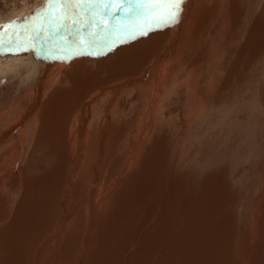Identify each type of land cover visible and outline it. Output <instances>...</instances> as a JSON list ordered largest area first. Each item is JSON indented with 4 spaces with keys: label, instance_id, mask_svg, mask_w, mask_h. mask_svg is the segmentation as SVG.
Wrapping results in <instances>:
<instances>
[{
    "label": "rangeland",
    "instance_id": "rangeland-1",
    "mask_svg": "<svg viewBox=\"0 0 264 264\" xmlns=\"http://www.w3.org/2000/svg\"><path fill=\"white\" fill-rule=\"evenodd\" d=\"M41 1L45 2L42 8L39 7V2ZM250 1L251 0H224L226 5L222 13L219 12L220 9H218V7L215 8L213 17H218L219 22L217 21V18H214V21L216 20L215 25L212 27L210 26V29L208 28L211 32H209V30L206 31L208 26L200 24L201 27L199 26V34L203 31L205 37L203 36L202 38H206L208 41L204 42L198 40L199 47L196 49L197 52L190 54V57L186 56V59L188 60H186V62L188 63L182 65L184 67H188L189 64L200 65L210 54H212L213 46H218L227 42L233 44L230 45V54L232 56L230 55L229 57H225V59H223L224 61L222 60L221 62L222 64H220L218 68L216 66L215 73V79H217L218 77H225V73L228 74V71H230V73H232L230 76L232 77L231 79L233 83L225 88L217 87L218 90H220V100L217 103H213V98H211V101H209V107H206V110H203L202 116L197 114L196 108L199 107L200 103H203L204 98H209L212 94L214 96L217 95V91L214 90L215 88H212V80L210 82V79H208L211 78L210 73L212 71L210 72L209 69L212 68L202 69L203 73L199 78L200 85L194 90V92L189 96V100L185 103L181 101L182 92H178V94L173 96L171 95L168 100L163 103V107L159 110L158 115L154 120L152 133L147 137L148 140L145 143L140 144L138 141L134 142V140L129 136V131L133 127L134 117L141 113L142 109L145 107V102L148 100L146 99V101H144V99L141 98L143 94L146 96V91H143L144 93H142V90H140L141 92L139 91V94H141V97H139L137 94L133 93L132 90H126L119 96V101L113 103L115 110L113 114L115 117H110L109 121H107L108 123H106L109 129L106 138L108 144L105 159L101 164L99 162V174L101 175L94 180L95 182L93 181L94 173H92L91 166L92 163L99 158V149L96 145L91 147V151H88V164L86 165L84 163L83 166L81 165V174L84 178L81 180V184L79 185L77 192L74 191L72 194L71 202L73 203L74 201L73 204H76V206L79 204L80 208L78 212L73 215L74 219H72L74 221L72 219L69 220L70 222L67 223L68 225L65 231L60 234V237L57 238V240H55L56 244L54 243L50 247H41L40 245L43 244V240L45 238L53 233L55 227L54 224L63 212L62 201H64V194L63 191H61L63 184L57 182V186L54 188V191H56L57 194L53 197L48 196L46 198L48 200L46 206L43 202L39 203L37 198H34V196L31 195L30 197H27L25 195L28 194L26 191L30 182H32V185L35 184V186H37L36 191L38 192L41 181L52 177V173H54L55 169L61 166V161L71 164V158L69 157L70 146L72 143L70 139L73 131L71 130L73 127V125L71 126V123L76 116L78 117L81 114L83 105H79L77 107L78 109L72 113L71 118L69 119L70 121L63 124L64 132L58 129V132L56 133L53 131L54 129L52 130L49 128L50 125H44L45 122H43L46 115V109H42V106L47 101L46 99L52 90L45 93L44 98L41 100V104L43 105L39 106L40 109L38 108L39 110L37 111V115L34 119L36 123L32 122L30 124L31 127L26 136V144L23 147V150H21V155L19 156L21 159V167H19L18 171H15L6 179L7 182L6 180H3V174H0V184L1 182L4 183L1 184L3 186H0V222L2 223L3 221V226L7 228L11 227L7 231L11 233H6L7 241L4 239L2 241L3 244H0V264H39V259L41 257V264H141L142 262V264H145V261L146 263L148 262L147 264H155V262L158 264H165L163 260L164 254H162L161 251V249L164 248V245L160 244V247V245H158L160 242H158L156 243L158 246H156L155 242L163 240L161 239V236L164 234L163 232L166 228L169 232L173 227H175L176 231H180L182 228H185L189 224L188 215L190 208L193 210L195 209V212L199 213V220H202L203 222H205L206 219L208 220L209 216L207 215L206 210L207 204H204L205 198L202 197V192L204 191V187L208 184L210 186H214L213 183H210L214 181H218L217 183L219 184L223 181V186L225 185L224 187L227 189V197L231 200L233 197L235 202L239 203V205L237 204L234 205L235 207L230 208L228 210L229 212L227 211L224 216L232 222L235 219V222L237 223L238 220H242V223L244 224V226L239 224V227L235 225L239 231L235 230L236 234L233 235L234 239L230 249L233 259L232 261L230 259L229 264H242L244 262L246 257L249 255V250L247 248H249L251 237H249L248 233L245 235V232H248L247 224H249V221L246 220H248V217L252 212L251 210L255 205L256 198L260 194L259 190H261L260 187L262 186L259 175L260 170H258V168L259 166L264 165V129L263 138H261L262 136L260 135L262 132L258 133L259 139H256V141L258 140L257 143L252 137L253 133H255L254 131H256L257 128L262 127V123L264 124V117H262L261 114H257L255 112L252 113L250 108H248L250 106H248V104H251L249 103L251 97L254 98L252 101H257L259 98L262 100L264 97V85L262 86L264 80L262 82L260 81L261 77L264 78V74H262L264 73V60L262 61V58L264 59V51L258 52L257 56L251 55V58H249L250 56L247 53L249 57L245 58V55V57H242V55L240 56V54H238V52H241L240 49H243V44H235L241 33L246 36V34L249 35L253 27L254 29L257 27H264V0H260L258 2L260 7L255 4V6L250 5ZM71 2H73V0H0V114L4 113L6 107H9L6 103L10 104L19 99L20 96L26 94L27 91L30 89L32 90L35 86L34 84L37 82L35 76L33 77V75H29L30 77H27L25 75L27 70L24 69H30V67L38 64L36 62L37 60H40L39 55L36 52H29L32 41L37 40L35 44H38L39 42L50 39L52 33L57 32L54 30L51 5L56 3H64L67 5ZM247 2L249 3L247 4ZM37 7H39V9L41 8L40 10L37 9L36 12V15H39L40 13V16H31L33 17L32 20V18H30L27 14L29 11L32 14L34 9ZM248 8L251 12H249L250 10ZM82 9L83 6L81 5L79 11L82 15L84 13L86 14L85 10L81 11ZM252 10H256L253 12L254 14H252ZM226 11L231 14L230 17L227 18L229 25H227L225 21L224 12ZM46 13L48 14L45 15ZM248 13H250L251 16H248ZM234 14H237L236 16L238 17V20L234 18ZM232 17L233 19H231ZM248 17L250 21H248ZM74 18L78 19V16ZM137 18L141 17H131V19L128 20L129 22L127 21L128 24L126 26L134 24V21ZM84 19L88 20L87 25L90 26L92 20L91 15ZM81 20L82 19L78 21L82 22ZM113 22L114 21H111V17H108L109 26L107 29H104L103 25H98L97 28L99 29H97V35H100V37L96 36V38H94L93 41L87 45L88 52L83 51L85 46L80 47L81 50L79 49L75 58L77 57L78 59V57H80V59L83 60V66L93 69L95 68L94 66L96 65V61L103 59V62L105 61L108 66H111V62L106 60V56L114 47L113 42L121 36L122 31H126L122 30V28L116 29L117 26H115V30H113L114 28H112V25H115ZM70 24L71 21L66 20L65 23L60 26V29L64 28V26L70 28V26H68ZM77 24L72 25L71 27H76L78 26ZM151 24L157 26L155 23ZM151 24L149 23V25ZM87 25L85 23L83 24V28H87L86 33L84 34L85 37H87L90 31V27H87ZM244 25L247 27H244ZM35 26H37L38 29L45 27L48 37L41 34L39 39L30 40L29 37L35 34L33 31ZM214 27V30H218L217 33L213 30L219 35V37L217 35V38L215 37L216 34L212 31V28ZM242 27L244 28L242 29ZM88 29L89 31L87 32ZM106 30H109L107 34L104 33ZM263 30L264 28L261 29V33H264ZM60 31L61 30L58 32ZM58 32L57 36L59 35ZM219 32L221 33L219 34ZM76 33H78V31L72 32V34ZM168 34L169 33H166V36ZM227 36H229V38ZM101 37L103 38L101 39ZM4 38H7V42L9 41V44L3 41ZM105 41L107 42L105 43ZM169 41L171 40L168 38L166 41L167 45ZM94 42H99V47L95 46V48L90 46ZM204 50L208 51L206 52ZM162 52L163 48H160L153 55L154 58L152 57V60L149 61L150 64L147 62L146 66L151 67V64L155 63L153 61L158 59V56ZM11 54L15 57L10 60L9 56ZM41 55L43 56V53ZM6 57L8 59H6ZM6 60L11 62V68L14 66L17 67L7 70V65L1 66ZM13 61H17L16 64ZM233 63L236 64L233 65ZM72 65V70H75V66L80 65V63ZM225 68L227 69L225 70ZM42 69L43 67H41L40 71H42ZM156 69V66H153L150 72L152 73V71L154 72ZM11 70L14 71V74ZM224 70L225 73L223 74ZM260 73L263 76L258 78ZM254 76L257 77V80L250 85L252 82L251 79H253ZM62 77L60 76L53 85H56ZM177 77L180 78L181 75H178ZM127 78L128 77L123 76L118 81H115L116 83L104 84L96 90L93 95L103 92V90H105L108 86L110 87V85L113 86L118 84V82H126ZM219 78L217 80H219ZM224 81H226L225 78ZM259 81L260 84H258ZM64 85L66 86V84ZM65 86H63L64 89H69L71 85L70 83H67L68 87ZM235 87L237 88V91H235ZM212 89L214 90V93H212ZM18 92L21 94L20 96ZM236 92L237 96L235 95ZM223 95L226 96L224 97ZM49 97H51V95ZM11 100L12 102H10ZM230 101H232L231 105L229 104ZM234 101L236 102V106ZM99 103L100 102L97 103L98 105L96 104L98 106L96 107H100L102 109L103 107ZM238 103L242 104V106L240 107ZM1 104H3V106ZM13 111L16 112V110H12L9 112L10 114L8 113L6 114L7 116H4L3 119L7 117L6 120L8 121L2 120L1 128H4V124H7L9 120L13 118V114L15 113ZM11 113L12 116H10ZM46 119L48 120L49 118H45L44 120ZM233 120L235 121L234 123L232 122ZM245 122L246 124L248 123L246 125L247 129H251L252 132L250 131V133H248L249 129L245 130ZM251 124L252 126H250ZM253 124H257V126L254 125L253 128ZM40 126H42L41 131L45 134L42 133L43 136L40 139L42 142L39 143V132H41L39 130ZM95 128H97V126L94 124L93 126H90L89 131H92L91 133H93ZM245 131H247L248 134H246ZM51 133L53 135L52 137ZM249 134H252V136ZM54 135L58 137V140L61 142L59 148H56V144H58L57 138L56 142L54 140V143L56 144H52L51 142L53 141ZM248 135L252 138L249 139ZM246 137L247 139H244ZM243 141L245 143H243ZM249 141L253 144L252 146ZM122 143L123 146L120 145ZM125 144L128 146H125ZM138 145L140 146L137 153L138 156L134 159V161H132L130 153L137 150ZM249 146L251 149H248ZM110 147L111 149H109ZM0 150H2L1 146ZM259 156L262 157L260 158ZM125 157L126 160L131 159L129 162H133V166H128L129 162L125 160ZM10 168V166L6 167L5 171L8 172ZM102 175H104V178ZM87 178L94 182L92 184L94 187V192L93 194L91 193L92 196L91 194L89 195L85 185L86 182H89ZM110 183L111 191L108 193L109 195L102 200V194H104L105 191L100 193L99 188L101 185L103 188L110 185ZM257 184H259L260 187L259 185L257 186ZM223 186L219 185L218 187L221 188ZM40 193L42 194V192ZM95 195L97 197H95ZM229 195L232 197H229ZM89 196L92 198H89ZM30 198H33L34 205L29 204ZM196 198L198 202L194 205ZM100 200L104 203L101 208L97 210L90 226L87 224L88 219H86L89 215H87L86 212L89 211L88 205L90 202L99 204ZM28 206L31 210L28 209ZM17 208L20 209L18 210ZM78 214L79 216H76ZM232 215L234 216L232 217ZM219 216L220 215L217 213L214 218H218ZM245 221L247 223H244ZM24 223L28 224L30 232L27 230L28 227L26 228ZM23 224V228L17 231V226ZM177 226H179L178 229ZM235 226L234 228H236ZM241 228H244L245 230L242 231L245 232L242 233L240 230ZM2 230L0 229V231ZM170 238L173 240L172 237ZM246 242L248 245H245ZM217 246L219 249L220 244ZM40 249L41 253L39 252ZM146 249L148 251L150 249L151 251L148 252ZM153 253L156 254L154 255ZM144 254L146 256H144ZM148 254L152 255L151 258ZM211 255L212 254H210V256ZM157 257L162 259H158ZM156 259L160 260V263ZM168 262L175 264V259H173V261L169 260ZM168 262L166 264H170Z\"/></svg>",
    "mask_w": 264,
    "mask_h": 264
},
{
    "label": "bare ground",
    "instance_id": "bare-ground-1",
    "mask_svg": "<svg viewBox=\"0 0 264 264\" xmlns=\"http://www.w3.org/2000/svg\"><path fill=\"white\" fill-rule=\"evenodd\" d=\"M247 1H249V0H247ZM259 1L260 0H251L250 5L253 6L255 4L257 6ZM39 3H40L39 7H41V8L45 4V2H42V1ZM248 3L249 2H247V4ZM225 5L226 4L224 3V0H184V2L182 4L181 14H180L176 23L166 24V25H157V26L152 25V24L149 25V23H147L148 20L145 17L137 18L134 21V24L126 26L128 24L127 21L129 19H131V17L124 16V15L117 13L115 16L111 17V21H114L113 23L115 24V25H112V28H114L113 30H115V26H117L116 29L122 28V30H126V31H122L121 36L113 42L114 47L113 48L111 47L112 50L110 49L111 50L110 53L108 52V55L106 56V60L111 62V66H108L105 61L103 62L104 57L102 58L103 60L96 61V65L94 66L95 68H93V69L88 68L86 66H83V60L80 59V57H78V59H77V57L75 58V56H77V53H78L80 47H82L78 42H75L76 37H77V35H81V34L84 35L86 33V29H87V28L84 29L83 26H81L84 24L83 20H81L82 22H79L77 24L78 26H76V27H70V28L68 27L67 28L64 26V28L60 29L61 31L58 32L59 33L58 36H57V32H54V33H52L50 39H48V40L39 42L38 44L37 43L35 44V42H37V40L32 41V43L30 45L29 52H32V53L36 52L39 55V59H40L39 61L40 62L36 59L37 60L36 62L38 64H36L33 67H30V69H24V70H27V73L25 74L27 77L29 75H33V77L35 76V78L37 79V82L34 84L35 85L34 88L32 90L30 89L29 91H27L26 94H24L23 96H20L21 94H19V92H18V94L20 96V98L17 99L18 101L17 100H16L17 102L14 101L16 103H14V102L10 103V104L6 103V104H8L7 106H9V107H6V109L4 110V113L0 114V146L2 148V150H0V174H3V176H4L3 180L5 181L8 177H10V175H12V173H14L15 171H18L19 167H21L20 166L21 159L19 158V156L21 155V150H23V147L26 144L25 141H26V136H27L28 130L31 127L30 124L32 122H35L34 119L37 115V111L40 109L39 106L43 105V104H41V102H42L41 100L44 98V95L46 92L52 90L50 93L51 97H49L50 96L49 95L48 98L46 99L47 101L43 105L45 107L42 106V109L43 108L46 109V115H45L44 119L49 118L48 120L46 119L47 121L43 119V122H45L44 125H47V126L50 125L49 128L52 130L54 129L53 131H55L56 133L58 132V129H60L64 132V130H63L64 125L63 124L67 123V121H70L69 119L71 118L72 113H74L78 109L77 107L79 105H83V107H82L83 110H82L81 114L78 117L76 116V118L71 123V126L73 125V127L71 129L73 131H72L71 139H70L72 141V143L70 146V154H69L70 155L69 157L71 158V164L65 163V162L60 160L61 166H59V164H58L59 167H57L55 169L54 173H52V177H50L48 179L46 178L45 180L41 179L42 181L40 183V187H39L40 189L38 192L36 191L37 186H35V184L32 185L31 184L32 182H30L28 189L26 191L28 194H26L25 196L30 197L32 195V196H34V198H37L39 203L43 202L44 205L46 206L47 202H48V200L46 198L48 196L53 197L57 194L56 191H54V188L57 186V182L63 184L62 190H61V191H63V194H64V199H63L64 201H62L63 202V212L60 215V217L57 219L56 223L54 224L55 227H54L53 233L43 240V244L40 245L41 247H50L51 245H53L55 243V240H57V238L60 237V234L63 233L65 231V229L67 228V225H68L67 223L70 222L69 220L73 218V215L76 214V212H78L80 207H79V204L77 206H76V204H73L74 201H73V203L71 202L72 201V194L74 193V191L77 192L79 185L81 184V180H83V178H84V176H82V174H81V165L83 166L84 163L86 165L88 164V161H89V157H87L88 151L89 150L91 151V147H94L96 145L98 146V149H99V151H98L99 152V156H98L99 158L95 162H93L92 166H91L92 173H94L93 181L99 175H101V174H99V168H100L99 162L101 164L104 161L105 155H106V150H107V144H108L106 141V138H107L109 129H108L106 123H108L107 121H109L110 117H112V116L115 117V115L113 114L115 111L114 107H113L114 106L113 103L119 101L118 98L121 94H123L126 90H132L133 93H135L139 97H141V94H139L141 92L140 90H142V93H144L146 91L145 92L146 96H144V94H143V96L141 98L144 99V101H146V99H148V100L145 102L146 103V104H144L145 107L142 109L141 113L137 114L134 117L133 127L131 126L132 129H130V131H129V136L134 140V142L138 141L141 144V143H145L148 140L147 137L149 135H151V133H152L154 120H155L156 116L158 115L159 110L163 107L162 106L163 103L166 100H168V98L171 95L173 96L175 94H178V92H182V95H181L182 100L181 101L185 103L187 100H189V96L200 85L199 78H200L201 74L203 73L202 69H204V68H208V69L212 68L213 69V70L209 69V71L210 72L212 71V72L210 73L211 78H208V79H210V82L212 80V82H211L212 88L213 89L215 88L214 90L217 91V95L214 96L212 94V93H214V90L212 89V93H211L212 95L209 98H204L203 103L202 104L200 103L199 107L196 108L197 109L196 112L198 115H201V116L203 115L202 114L203 110H206V107H209V101H211V98H213V103H217L220 100L219 99L220 90H218L219 87L225 88L227 86H230L233 83L232 79H231L232 77L230 76V75H232V73H230V71H228L229 75L225 73V70L227 68H225V70L223 72V74L225 73V75H226L225 77H222V78L218 77L219 80H217L218 78L215 79L216 66L218 68V66L220 64H222L221 63L222 60L225 59V57H229L231 55L230 54V51H231L230 45H233V44H230L228 42L221 44V45H218V46L212 45L213 46L212 47V54H210L202 62V64H200V65H190L189 64L188 67L182 66V65H185V63H188V62H186V60H187L186 56L190 57L191 56L190 54H192L193 52H197L196 49L199 47V41H204V42L208 41V39L202 38L204 36L203 31L201 34H199L200 33L199 32L200 24L208 26L207 29L204 27L206 29V31H208L210 29L209 28L210 26L212 27L213 25H215L216 20L214 21V18H217V21H218V17H215V16L213 17L214 9L218 7V9H220L219 12L222 13L224 8H225ZM237 6H238V4H237ZM39 7L34 9L32 14L30 11L28 12L27 15H29V17L32 18V20H33V17L40 16V13H39V15L38 14L36 15L37 9H39ZM249 8H250V6H249ZM101 11H103V9H101ZM255 11L252 10V14H254L253 12H255ZM249 12H251V10ZM224 13H225V21H226L227 25H229L227 18H229L231 14H229L227 11ZM47 14L48 13H46L45 15H47ZM21 15H22V13H21ZM236 15L234 14L233 16L236 20H238V17ZM247 15L249 16L250 13H248ZM31 16H33V17H31ZM89 16L90 15H88V14H85V13L83 14L84 18L89 17ZM21 17H23V16H21ZM25 18H27V17H25ZM80 19H81V17L78 16L77 20H80ZM231 19H233V17ZM248 19H249V17H248ZM239 20H241V19H239ZM117 21H120L121 25H125V26L119 27L117 25ZM248 21H250V19ZM248 21H247V23H248ZM220 22L222 23L221 20H220ZM29 24H31V23H29ZM243 24H244V22H243ZM35 25H37V24H35ZM88 26L89 25H87V27ZM225 26H226V24H225ZM32 27H34V26H32ZM244 27H247V26L244 25ZM244 27H242V29ZM260 28L263 29L264 27H257L255 29L253 27V29L251 30L249 35L246 34V36H245V34H243L239 31L241 34H240L238 40H236L235 44H241V45L243 44L242 45L243 49H240L241 52H238V54H240V56L242 55V57H243L245 55L246 56V57L244 56L245 58H247L249 56H250L249 58H251L252 56H257L258 52L264 51V33H261ZM35 29H38V27L35 26ZM83 29H84V31H83ZM97 29H99V28H97ZM214 29H215V27L212 28V31ZM76 31H78V33L72 34V32H76ZM88 31H89V29L87 30V32ZM108 31L109 30H106L104 33L107 34ZM214 31H216V30H214ZM214 31H213V33H215ZM244 31H245V29H244ZM141 32H143L144 34H141ZM209 32H211V30H209ZM217 32H218V30L216 31V33ZM166 33H169V34L166 36ZM220 33L221 32H219V34ZM228 34H230V33H228ZM65 35L68 37V39L66 42H62L60 40V37L65 36ZM212 35H214V34H212ZM217 35L218 34L215 35L216 38H217ZM98 36L100 37V35H97V37ZM221 36H224V35H221ZM218 37H219V35H218ZM227 37L229 38V36H227ZM168 38L171 41H169L168 45H167L166 41ZM3 41H5L6 43L9 42V41L7 42V38H4ZM100 41H102V40H100ZM106 42L107 41H105V43ZM251 43L253 46L251 45ZM98 45H100L99 42L98 43L94 42L90 46L99 47ZM222 45H225V46H222ZM160 48H163V52L158 56V59H156V57H155L156 60L153 61L155 63L151 64L152 65L151 67H149V66L147 67L146 66L147 62L152 60L153 55ZM83 51L88 52L87 46L84 48ZM204 51H206V50H204ZM42 53H43V56L41 55ZM247 53L249 54V56ZM195 54H197V53H195ZM80 55L82 57L81 52H80ZM236 55H237V52H236ZM13 57H15V56H13L11 54L9 56V59L11 60V58H13ZM6 59H8V58L6 57ZM263 60L264 59L262 58V61ZM13 62H15V64H16L17 61H13ZM10 63H11L10 61L6 60L1 66L7 65V70L8 69H14L17 67V66H14L11 68ZM75 63H80V65H76L75 66L76 69L74 68L75 70H72V68H73L72 64H75ZM149 64H150V62H149ZM235 64L233 63V65H235ZM153 66H156L157 69L154 72L152 71V73H151L150 71H151ZM41 67H43L42 71H40ZM252 69H253V67H252ZM11 72L13 73L14 71L11 70ZM141 72H142V75H141ZM262 74H264V73H262ZM262 74L260 73L258 78L263 76ZM138 75H140V76H138ZM178 75H181V77L178 78L177 77ZM60 76L61 77L64 76V77H62L56 85H53L54 82H56V80ZM103 76H105V77H103ZM123 76L128 77L129 79L127 78L126 82H123V83L118 82V84H115L113 86L110 85V87L108 86L105 90H103V92L93 95V93L96 90H98L100 87H102V85L114 83L115 81H118L119 79H121ZM136 76H138V77H136ZM224 78L226 81H224ZM251 80H252V82L250 85H252L257 80V77L254 76V78ZM263 80H264V78L261 77L260 81L262 82ZM260 81L258 82V84H260ZM26 83H24V84H26ZM67 83L68 84L70 83L71 86L69 87V89H64L63 86H65L64 84H66V86H67ZM242 84H243V82H242ZM29 85H30V83H29ZM263 85H264V81H263L262 86ZM54 86H56V87H54ZM254 88H255V86H254ZM263 89H264V86H263ZM208 91L210 92L209 89H208ZM235 91H237L236 87H235ZM20 92H22V91H20ZM240 92H242V91H240ZM235 95L237 96V92ZM194 96H196V95H194ZM223 96L225 97L226 95H223ZM199 97H201V96H199ZM252 99H254V98L251 97L249 100V103H251V104H248V106L250 105L248 108H250V111H252V113L255 112L257 114H261V116L264 117V97L262 100H260V98H259L257 101H252ZM13 100H14V98H13ZM232 101L229 102L230 105H231ZM10 102H12V100ZM98 102H100L99 104H101V106L103 107L102 109L100 107L97 108ZM234 103L236 106L235 101H234ZM3 104H1V105L3 106ZM238 104L240 105V107L242 106V104H240V103H238ZM192 107H194V106H192ZM248 108H247V110H248ZM97 109H98V111H97ZM12 110H16V112L13 111V112H15L13 114V118H11L7 124L6 123L4 124L5 125L4 128H1L2 127L1 126L2 120H6V118H7L6 117L5 119H3L4 116ZM12 113L10 116H12ZM232 113H234V112H232ZM234 114H236V113H234ZM231 115H233V114H231ZM6 121H8V120H6ZM232 122L234 123L235 121L233 120ZM246 122H245L244 128H246L245 130H248L249 128L247 129V127H246V125L248 123L246 124ZM254 122H255V120H254ZM39 124H41V123H39ZM92 124L93 125L95 124L97 126V128L94 129L93 133H91L92 131L91 132L89 131L90 126H93ZM254 125L255 124H253V128H254ZM261 125H262V127L257 128V130L254 131L255 133H253V136H252V134H249L250 136L253 137V139H255L254 141H256V139H259L258 133H260V132H262V133H260V135L262 136L261 138H263L264 124L262 123ZM250 126H252V124ZM255 126H257V124ZM41 127L42 126H40V129H39L40 131H41ZM154 127H156V126H154ZM68 130H70V129H68ZM250 131H251V129L248 130V133H250ZM39 133H40L39 134L40 138L38 139L39 140L38 142L40 143V142H42L40 139L42 138L43 134H45V133H43V131H41ZM245 133L248 134L247 131H245ZM52 136L53 135L51 133V137ZM245 136H247V135H245ZM250 136H249V139L252 138ZM28 137H27V139H28ZM46 138H47V136H46ZM56 138H57L58 144L54 143V140L56 142ZM44 139H42V140H44ZM244 139H247V137ZM253 139H251V140H253ZM244 141H243V143H245ZM246 141H248V140H246ZM257 141H256V143H257ZM51 142H52V144L54 143L57 145L56 148L57 147L59 148L61 145V142L58 140V137H56L55 135H54L53 141H51ZM240 143H242V142H240ZM120 145L123 146V143ZM252 145L253 144L251 143V146ZM254 145H255V143H254ZM125 146H128V145L125 144ZM137 148H138L137 150L134 149L135 151L130 153V156H131L130 158L132 159V161H134V159L137 158V156H138L137 153L139 151L140 146L138 145ZM109 149H111V147ZM248 149H251L250 146L248 147ZM251 151H254V150H251ZM126 153H128V152H126ZM256 156H257V153H256ZM126 157H125V160H126ZM130 160L127 159L126 161L129 162ZM129 165L133 166V162H129L128 166ZM8 166H10L11 168L9 169L8 172H6L5 169ZM258 170H260L259 175L261 178V186H262V187H260V185L257 184V186L259 185V187L261 188V190H259L260 194L256 198V201L254 199L255 205H254L253 209L251 210L252 212L250 213L248 220H246V221H249L248 222L249 224H247L248 232L242 231V230H245L244 228H246V227L240 229L242 231V233L245 232L246 233L245 235H247V233H248L249 237L250 236L252 237V238L250 237V245H249V248H247L249 250V252H248L249 255H248V257H246V259L244 260V262L242 264H264V165L259 166ZM4 172H5V174H4ZM102 176L104 178V175H102ZM114 177H115V175H114ZM88 181L89 182H86L85 185H86L87 191L90 195L91 193L93 194V192H94V190H93L94 187L92 184L95 181L94 182L90 181V179H88ZM6 182H7V180H6ZM214 182H210V183H213L214 186H210L208 184L207 186L204 187V191H203L204 193L202 192V197L205 198L204 204H207L206 210H207V215L209 216L208 220L206 219L205 222H203L202 220H199L198 219V218H200L199 213L195 212V209L193 210L190 208L189 209V215H188L189 224L185 228H182V230H180V231H176L175 227H173L170 232L166 228V230H164V232H163L164 234H162V236H161V239H163V240H158L155 242V244L160 242V243H158V245H160V244L164 245V248L161 249V251H162V254H164L163 260H164L165 264L169 260L173 261V259H175V264H229L230 259L232 261L233 258H232V255L230 253L231 252L230 249L232 247L231 245H232V242L234 239L233 235L236 234L235 230L239 231L237 228V227H239V224H241L243 226H244V224L242 223V220L241 221L238 220V223H237V222H235V220H236L235 219L232 222L231 220L227 219L224 216L230 208L235 207L234 205H237V204L239 205V203L235 202V199L231 196L232 195L231 193H230L231 195H229V197H232V200L227 197V195H226L227 189L224 187L225 185L223 186V184H224L223 181H221V184L217 183L218 181L215 182L216 185L223 186L221 188L216 186ZM1 184H4V183L1 182ZM1 184H0V186H3ZM82 185H84V184H82ZM82 185H81V187H82ZM203 186H204V184H203ZM99 190H100V193L101 192L103 193L105 191L104 194H102V200H104L106 198V196L109 195L108 193L111 191V183H110V185H107L103 188L101 185ZM40 192H42V194ZM79 193H81V192H79ZM92 194H91V196H92ZM91 196H89V198H92ZM95 197H97V196L95 195ZM99 197H100V195H99ZM192 199H193V196H192ZM102 200L99 201L100 203L98 202L99 204L90 202L88 205L89 211H86V212H87V215L88 214L89 215H88V218H86V219H88L87 224H89L90 226H91L90 223L92 222V219L94 218L97 210H99L104 203V202H102ZM197 202L198 201L196 198L194 201V205ZM29 204L34 205L33 204V198H30ZM28 209L31 210V208H29V206H28ZM217 213L220 216L218 218H216V217L214 218L215 214H217ZM76 216H79V214ZM182 216H183V213H182ZM233 216L234 215H232V217ZM96 217H97V215H96ZM36 219H38V218H36ZM218 220H220V221H218ZM246 221L244 223H247ZM232 223H233V225H232ZM24 224L18 225L17 231L21 230L23 228ZM3 225H4L3 221H2V223L0 222V229L1 230L3 229L2 231H0V244H3L2 241L4 239H5V241H7L6 240L7 234L11 233V232H7L11 227L7 228ZM25 225H26V228L28 227L27 230L30 232L28 224H25ZM180 225H182V224H180ZM235 225H237V227ZM234 226L236 228H234ZM178 227L179 226H177V229H178ZM169 233H170V236H169ZM173 235H174V237H173ZM167 236H168V240H167ZM170 237H172L173 240H171ZM1 238H2V240H1ZM245 241H246V238H245ZM57 244H58V242H57ZM218 244H220L219 249L217 246ZM60 245H61V243H60ZM158 245L156 244V246H158ZM161 245H160V247H161ZM245 245H248L247 242L245 243ZM64 246H66V245H64ZM150 248H152V247H150ZM41 249L39 251L40 253H41ZM147 249H146V251H148ZM149 251H151V250L149 249ZM210 254H212V255L210 256ZM148 255H150V254H148ZM170 255H173V256H170ZM144 256H146V255L144 254ZM151 256L152 255H150V258H151ZM39 257H41V256H39ZM157 258L159 259L160 257H157ZM158 259H156V260L159 262L160 260H158ZM160 259H162V258H160ZM41 261H42V257L39 259V264H41ZM144 263L147 264L148 262L146 263V261H145ZM156 263L157 262H155V264ZM168 263H170V262H168Z\"/></svg>",
    "mask_w": 264,
    "mask_h": 264
},
{
    "label": "snow or ice",
    "instance_id": "snow-or-ice-1",
    "mask_svg": "<svg viewBox=\"0 0 264 264\" xmlns=\"http://www.w3.org/2000/svg\"><path fill=\"white\" fill-rule=\"evenodd\" d=\"M183 2L184 0H73L67 5L64 3L51 5L52 20L54 22V30L57 32L66 20L71 21L70 27L79 23L74 18L77 16L81 17L83 23L87 24L88 20L84 19L79 11L81 5H83L86 14L92 17L90 31L87 37L82 34L77 35L75 42L86 47L97 36L98 25H103L104 29L108 28V17H113L119 13L129 17H145L150 24H173L177 22L181 14ZM117 25L119 27L125 26L121 25L120 21H117ZM33 31L35 34L29 37L30 40L39 39L41 34L47 35L45 27L34 29ZM141 34L144 33L141 32ZM67 39L66 35L60 37L62 42H66Z\"/></svg>",
    "mask_w": 264,
    "mask_h": 264
}]
</instances>
